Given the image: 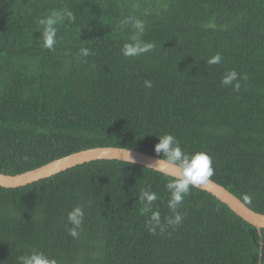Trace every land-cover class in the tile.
<instances>
[{"label":"trees","instance_id":"trees-1","mask_svg":"<svg viewBox=\"0 0 264 264\" xmlns=\"http://www.w3.org/2000/svg\"><path fill=\"white\" fill-rule=\"evenodd\" d=\"M49 16L58 18L53 50L40 23ZM135 19L154 47L125 57ZM217 53L221 63L208 64ZM230 70L247 77L239 92L220 83ZM164 133L206 151L210 179L264 214V0H0V173L98 147L157 156ZM165 183L154 169L97 160L0 186V264L34 249L56 264H264V229L199 188L178 209L180 226L151 234L138 195L158 194L164 222ZM77 205L79 239L67 222Z\"/></svg>","mask_w":264,"mask_h":264},{"label":"clouds","instance_id":"clouds-1","mask_svg":"<svg viewBox=\"0 0 264 264\" xmlns=\"http://www.w3.org/2000/svg\"><path fill=\"white\" fill-rule=\"evenodd\" d=\"M68 18L75 21V16L68 13ZM57 17L49 16L42 19L40 23L44 26L43 30V46L49 50L54 49L56 43V27ZM132 27L136 30L133 40L130 43H125L122 48V55L125 57H135L149 52L154 45L146 43L140 39L144 33L145 25L140 19L132 21ZM91 54L88 48L80 49L79 55L87 57ZM222 57L219 53L210 58L208 64H219ZM241 80H247V77L239 74L236 70L227 71L221 78V85L232 87L233 91L239 92L241 88ZM145 87L151 88L150 80L144 81ZM158 136V142L154 146V151L158 159L154 166L159 162H164V167L171 169L170 172H164L166 177L165 189L169 194L167 207L170 215L164 218L162 222L161 213L158 209H153L154 202L158 199V194L150 188L142 190L138 199L142 204L140 210L141 215L148 217L146 227L148 231L155 235L157 229L161 232L166 227L173 230L183 223L184 213L178 211L185 197L190 194L192 188L202 187L210 182V178L214 174L213 161L211 156L203 150L189 152L185 150L181 141L171 133H164ZM126 165L134 164L136 161L131 157L130 151L125 148ZM246 202H251L248 195L244 196ZM85 212L80 205L74 206L67 212V222L71 227L68 228V234L75 239H79L81 231L84 227ZM18 264H56V260L50 258L44 251L34 249L31 252L18 257Z\"/></svg>","mask_w":264,"mask_h":264},{"label":"water","instance_id":"water-1","mask_svg":"<svg viewBox=\"0 0 264 264\" xmlns=\"http://www.w3.org/2000/svg\"><path fill=\"white\" fill-rule=\"evenodd\" d=\"M128 150L130 151L131 157L136 161L134 164L142 165L162 173L171 171V169L164 167L163 161L154 166L156 161L160 159V157L149 155L141 151L131 149ZM97 160H119L125 162V148H92L73 153L69 156L60 158L49 164L43 165L35 170H31L23 174L12 176L0 173V186L5 188H17L25 186L27 184L49 178L75 166ZM198 188L205 190L215 196L245 221L257 227L260 231V234L262 233V229H264V214L252 210L227 188L211 179L208 184Z\"/></svg>","mask_w":264,"mask_h":264}]
</instances>
